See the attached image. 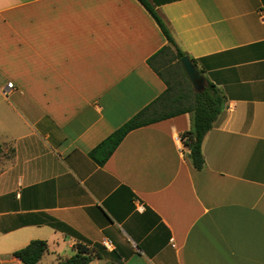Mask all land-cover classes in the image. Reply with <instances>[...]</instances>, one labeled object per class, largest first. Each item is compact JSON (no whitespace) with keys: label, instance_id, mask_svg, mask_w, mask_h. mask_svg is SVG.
Returning <instances> with one entry per match:
<instances>
[{"label":"crops","instance_id":"0c3cea01","mask_svg":"<svg viewBox=\"0 0 264 264\" xmlns=\"http://www.w3.org/2000/svg\"><path fill=\"white\" fill-rule=\"evenodd\" d=\"M147 1L224 97L204 167L190 114L88 156L165 90L147 61L167 42L137 0H0V264L34 240L38 264L77 244L89 264H264V0Z\"/></svg>","mask_w":264,"mask_h":264},{"label":"trees","instance_id":"16d2710c","mask_svg":"<svg viewBox=\"0 0 264 264\" xmlns=\"http://www.w3.org/2000/svg\"><path fill=\"white\" fill-rule=\"evenodd\" d=\"M137 2L151 16L167 42L165 47L147 61L149 67L164 83L165 90L152 103L100 142L88 156L95 164L103 166L131 131L179 115L190 114L191 127L181 136V140L188 150L187 158L192 167L199 171L204 167L201 153L202 140L222 112L224 97L209 82L200 93L192 91L179 63L186 54L177 47L169 29L148 1L137 0ZM167 60L175 63L168 65ZM190 60L194 65L196 64L194 60ZM46 251L47 244L44 241L34 240L26 247L15 251L12 256L21 264H38ZM74 251L72 257L57 264H89L92 259L99 256L93 249L82 244L75 245Z\"/></svg>","mask_w":264,"mask_h":264},{"label":"water","instance_id":"95a60500","mask_svg":"<svg viewBox=\"0 0 264 264\" xmlns=\"http://www.w3.org/2000/svg\"><path fill=\"white\" fill-rule=\"evenodd\" d=\"M186 79L194 93H200L206 86V79L198 68L191 62L188 56H184L179 61Z\"/></svg>","mask_w":264,"mask_h":264},{"label":"built area","instance_id":"2783aa9c","mask_svg":"<svg viewBox=\"0 0 264 264\" xmlns=\"http://www.w3.org/2000/svg\"><path fill=\"white\" fill-rule=\"evenodd\" d=\"M6 88L8 90H10L12 88V84L11 83H8L7 86H6ZM102 245H103V247L105 249H108V250L112 248L111 243L109 241H106V240L102 241Z\"/></svg>","mask_w":264,"mask_h":264},{"label":"rangeland","instance_id":"374dc122","mask_svg":"<svg viewBox=\"0 0 264 264\" xmlns=\"http://www.w3.org/2000/svg\"><path fill=\"white\" fill-rule=\"evenodd\" d=\"M167 61H168V60H167ZM171 63L174 64L175 61H172V60H171V61H168L166 64L171 65Z\"/></svg>","mask_w":264,"mask_h":264}]
</instances>
